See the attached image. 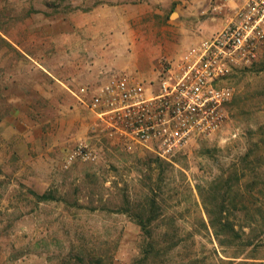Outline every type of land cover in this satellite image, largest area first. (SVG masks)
Wrapping results in <instances>:
<instances>
[{
  "label": "rangeland",
  "instance_id": "1",
  "mask_svg": "<svg viewBox=\"0 0 264 264\" xmlns=\"http://www.w3.org/2000/svg\"><path fill=\"white\" fill-rule=\"evenodd\" d=\"M168 1L122 0L114 11V0H0V28L19 47L0 36V264H134L150 241L154 249L145 264H214L232 252L236 262L250 257L264 264L257 228L249 247L221 251L202 225L198 194L264 139L258 130L264 124V46L256 64L225 80L233 97L222 130L169 160L106 137L66 90L94 83L104 70L152 81L159 60H173L187 46L146 56L127 45L89 49L79 29L118 17L120 24L144 18L157 31L175 17ZM206 6L209 0L199 8L203 16L217 17ZM86 143L95 161L66 162L70 150ZM255 171L263 173L264 165ZM42 195L49 199L40 201ZM256 197L255 208L264 212V185ZM136 215L148 224L146 235ZM230 218L235 225L246 222L241 212Z\"/></svg>",
  "mask_w": 264,
  "mask_h": 264
},
{
  "label": "built area",
  "instance_id": "2",
  "mask_svg": "<svg viewBox=\"0 0 264 264\" xmlns=\"http://www.w3.org/2000/svg\"><path fill=\"white\" fill-rule=\"evenodd\" d=\"M209 1V13L225 18L222 28L177 58L159 60L152 81L104 70L94 83L66 87L95 117L96 130L162 160L222 130L233 97L225 80L256 64L264 46V0ZM77 159L93 162L96 153L78 145L66 162Z\"/></svg>",
  "mask_w": 264,
  "mask_h": 264
},
{
  "label": "trees",
  "instance_id": "3",
  "mask_svg": "<svg viewBox=\"0 0 264 264\" xmlns=\"http://www.w3.org/2000/svg\"><path fill=\"white\" fill-rule=\"evenodd\" d=\"M258 130L264 135V124L259 125ZM251 147L252 149L236 158L226 176H214L210 189L198 192L206 217V222H202V225L205 230L210 231L222 252L224 249L233 251L239 245H252L249 234L254 228L259 229L262 243L264 240V212L262 208H255L258 201L256 196L263 194L264 172H256L255 169L264 165V139ZM38 198L40 201L49 199L46 195ZM236 212H241L246 222L235 225L230 216ZM136 219L141 232L147 233L148 224L139 215H136ZM153 249L151 241L146 243L142 256L140 255L142 258L134 264H145ZM236 254L232 252L229 256H224L228 260L218 258L219 261L214 264H258L255 258L250 257L236 262Z\"/></svg>",
  "mask_w": 264,
  "mask_h": 264
},
{
  "label": "crops",
  "instance_id": "4",
  "mask_svg": "<svg viewBox=\"0 0 264 264\" xmlns=\"http://www.w3.org/2000/svg\"><path fill=\"white\" fill-rule=\"evenodd\" d=\"M114 2L117 3L115 7L112 6L114 11L123 8V5H120L122 0H114ZM166 3L172 7L175 4V17L173 18L171 16L170 18L173 19L171 21L168 19L166 21L167 25L159 27V30H153L150 24L144 23V18L142 24L138 20L133 23L123 20V24H120L118 17L113 18V21H109L110 19L107 18L103 20L101 27L95 26L96 24L94 26L87 24L84 28L79 29L82 40H84L82 47L102 49L112 47L120 48L121 46L127 45L133 50L139 49L140 53L133 51L137 55L146 56L156 51L172 54L177 49L188 47L193 42L195 43L208 38L222 26V22L224 21L222 16L213 18H210L208 15L203 16L199 8L205 6L208 0H171ZM205 8L208 9V6ZM93 13V19L96 20L98 10L94 9ZM91 20L92 18L86 14V23ZM119 27H121V30ZM122 32L127 33V35L120 36L119 33ZM0 36L9 45L16 49L19 48L16 42L10 41V38L5 35L4 29L0 28ZM64 43H68L65 47H72L69 44L70 40H64Z\"/></svg>",
  "mask_w": 264,
  "mask_h": 264
}]
</instances>
